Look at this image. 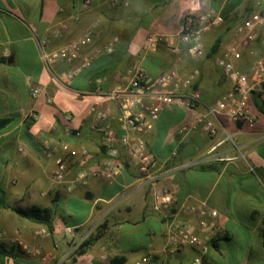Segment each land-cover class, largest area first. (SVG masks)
<instances>
[{
  "label": "crops",
  "instance_id": "1",
  "mask_svg": "<svg viewBox=\"0 0 264 264\" xmlns=\"http://www.w3.org/2000/svg\"><path fill=\"white\" fill-rule=\"evenodd\" d=\"M108 1L91 0L90 8L75 19L82 0H0V118H10L0 131V245L9 252L0 264H135L145 256L148 264H191L195 249L170 252L166 235L172 221L194 224L193 214L181 206L200 201L216 212L224 230L201 264H264V112L258 108V92L248 103L252 126L218 115L212 135L201 125L181 131L229 89L217 59L233 41L236 25L257 8L254 0H127L125 6ZM214 13L222 21L202 34V57L191 60L184 44L179 55L164 44L154 52L144 50L149 34L173 36L184 17ZM60 21L66 29L54 37ZM89 26L95 30L91 48L117 37L113 51L100 56L83 51L73 66L90 55L89 65L61 85L53 73L71 66L57 63L50 72L39 57L37 39L49 37L54 48ZM249 48L262 56L259 42ZM253 61L248 48H242L241 58L233 62L246 73ZM135 65L149 76L169 69L183 75L197 70L194 87L202 105L165 107L141 135L159 161L154 182L140 179L137 164L127 160L117 143L120 170L79 183L78 172L94 170L108 158L90 108L98 104L107 109V121L121 134L119 110L107 93L125 85L117 72ZM33 89H38L36 95ZM47 142L53 147L51 157L45 155ZM58 142L88 151L70 157L71 170L63 182L52 177L53 159L63 154ZM163 188L174 190L176 200L168 211L157 212L151 208L153 197ZM3 203L49 209L51 229ZM97 232L98 238L78 254L79 244Z\"/></svg>",
  "mask_w": 264,
  "mask_h": 264
},
{
  "label": "built area",
  "instance_id": "2",
  "mask_svg": "<svg viewBox=\"0 0 264 264\" xmlns=\"http://www.w3.org/2000/svg\"><path fill=\"white\" fill-rule=\"evenodd\" d=\"M108 3L111 6L119 4L125 6L128 1L109 0ZM254 3L257 8L236 25L233 41L217 59V65L230 82L229 89L213 104L206 106L204 114L198 115L195 120L183 125L181 131L195 129L201 125L206 133L212 135L216 130L215 119L218 115H224L234 123L245 122L249 126L253 125L254 117L248 108L251 95L258 92L260 102L264 103V0H254ZM91 5V0H82L81 10L79 14L74 15L75 19L80 16V13L87 11ZM221 21V17L215 13L184 17L173 36L151 33L146 37L143 48L146 52H154L159 44H164L170 53L179 55L180 44H184L188 57L191 60L198 59L204 55L202 34L218 26ZM66 26L65 22H58L53 33L54 37L66 29ZM94 34L93 26L86 27L80 35L54 48H51L49 37L37 39L39 57L50 72L57 63L71 66L59 75L53 73L52 78L56 82L61 85L68 84L78 74L80 67L89 65L90 55L82 57L79 66H73L83 51L91 50V56L110 54L113 51L117 37H112L110 41L101 46L91 48ZM255 42L261 45L263 54L260 57H256L254 48H249V45ZM242 48H248L249 55L254 57L250 70L246 73L236 68L233 62L241 58ZM117 74L125 85L112 89L107 93V97L119 110L117 121L122 133L118 134L107 121L109 117L107 109H101L98 104L92 105L90 111L96 117L95 128L100 133L102 145L107 149L108 158L94 170L78 172L76 179L79 183L85 184L88 176L111 177L120 170L122 163L115 147L117 143L124 148L127 160L137 164L140 179L148 183L154 182L157 178L159 161L147 149L146 142L141 135L152 128L153 121L165 107L202 105L201 93L194 87L197 70L183 75L175 69H169L159 75L149 76L144 69L135 65ZM32 93L36 95L38 89H33ZM48 101L51 102L52 98L49 97ZM58 148L63 154L53 159L52 177L57 182H63L71 170L70 157L75 154L86 156L88 151L84 146L76 151L66 142H58ZM52 150L51 143L47 142L45 155L51 157ZM171 155L175 156L176 151H172ZM175 200V191L163 188L154 193L151 208L157 212L168 211ZM181 210L193 214L194 224L191 222L180 224L172 221L166 235V248L170 252H175L185 246H190L196 251L191 264H201L202 258L209 250L210 243L217 236H223L224 230L216 221V212L210 209L204 201L184 204ZM65 230L67 233L72 232V228ZM148 263V257L145 256L135 264Z\"/></svg>",
  "mask_w": 264,
  "mask_h": 264
},
{
  "label": "trees",
  "instance_id": "3",
  "mask_svg": "<svg viewBox=\"0 0 264 264\" xmlns=\"http://www.w3.org/2000/svg\"><path fill=\"white\" fill-rule=\"evenodd\" d=\"M217 44L214 46L213 51H215ZM255 93V92H254ZM258 108L264 112V103L258 104ZM10 122V118L2 117L0 118V131ZM3 207H9L15 212H17L20 216L25 217L31 221L45 224L48 229H51V219H52V212L49 209H41L36 206H32L30 209L24 210L20 208H16L13 206H8L5 203L2 204ZM99 236L98 232L94 235H90L88 238L83 240L77 249V253L83 252L87 247H89L95 239ZM9 252L4 249L3 246L0 245V257L8 255Z\"/></svg>",
  "mask_w": 264,
  "mask_h": 264
}]
</instances>
